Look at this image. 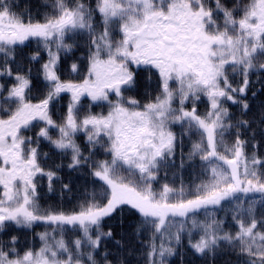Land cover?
<instances>
[{
  "label": "rangeland",
  "instance_id": "1",
  "mask_svg": "<svg viewBox=\"0 0 264 264\" xmlns=\"http://www.w3.org/2000/svg\"><path fill=\"white\" fill-rule=\"evenodd\" d=\"M163 1L167 0H108L102 9L105 33L95 41L96 50L86 80L81 85L57 88L70 94L72 114L84 98L111 106L108 114L85 120L90 139L105 132L112 144L110 160L94 170L95 178L110 190V205L76 215L44 213L35 200L33 181L38 164L34 156L27 158L21 149H15L19 147L16 139L0 145V229L13 220L26 229L44 224L40 226L41 241L36 248L32 246L22 253L2 244L0 264H84L77 259L93 255L103 238L96 231L99 222L121 206L132 207L149 220L157 235L151 264H167L184 242L199 254L212 249L226 239L223 231L226 218H238L240 212H247L253 206V202L245 204L247 189L243 183H256L261 163L241 158L237 164L221 158L216 152L213 125L226 116L219 109L217 99L225 92L222 80L226 69L231 65L249 66L252 55L260 47L264 36V0H253L247 17L240 23H228L234 29V37L210 29L211 18L196 5L200 0H169L167 10L154 8ZM84 9L87 10L79 6L68 18L38 25L20 24L5 13L0 18V55L4 49L36 40L47 52L45 77L55 81L60 37L90 28L91 17ZM117 18L123 22L122 30L114 35L110 23ZM142 65L158 71L164 81L160 99L145 107L122 95V88L133 82L131 67ZM29 85L25 81L19 87L23 93L20 96L26 101L24 118L36 117L45 122L46 132L52 126L46 104L31 107L27 102ZM206 91L213 94L214 109L200 123L208 150L217 160L211 169L213 179L200 197L189 203L173 204L166 193L151 198L146 187L143 192L138 190L139 183L124 185L116 176L122 166L134 168L152 180L155 178L157 161L170 155L180 140L174 126L187 118L193 122L190 121L193 113L185 105L192 101V96L199 97ZM4 128L0 127V132L6 133ZM7 135L11 137L13 132ZM201 145L199 142L195 147ZM238 225L241 231L236 238L243 247L264 257V237L253 227ZM69 233L74 235L73 239ZM30 242L34 245V241Z\"/></svg>",
  "mask_w": 264,
  "mask_h": 264
},
{
  "label": "trees",
  "instance_id": "2",
  "mask_svg": "<svg viewBox=\"0 0 264 264\" xmlns=\"http://www.w3.org/2000/svg\"><path fill=\"white\" fill-rule=\"evenodd\" d=\"M168 2L163 1L154 8L167 10ZM252 2L200 0V4L196 5L209 12L212 21L210 29L214 33L225 32L234 37V29L228 23L243 21ZM107 5L108 0H0V18L8 13L11 19L25 25L63 20L79 6H85L88 11L84 10L91 17L88 30L60 37L56 81L45 77L43 67L47 52L36 40L8 48L0 55V63H4L0 64V69L8 73L0 75V126L6 122L9 129L15 128L10 131L13 135L9 136V140L16 139L19 150L27 158L34 156L38 164L33 181L35 200L44 213L76 215L84 210L91 212L104 208L111 203L110 190L94 176V170L111 158V141L105 132L90 139L85 126L88 117L108 114L111 106L107 103H91L88 98H84L72 114L70 94L57 91L59 86L81 85L86 80L96 50L95 41L105 33L102 9ZM2 20L5 21L4 18ZM122 24L121 18L112 20L110 30L114 35L122 30ZM259 45L249 66L231 65L226 69L222 84L228 93L217 96L219 109L226 116L222 122L213 125L217 136L216 152L221 158L237 164L241 158L247 162L254 160L261 163L256 183H243L247 189L245 204L253 202V206L250 209L246 207L248 211L240 212L238 218H226L223 229L226 239L219 241L212 249L199 254L184 242L167 260V264H264L263 256L244 248L236 238L241 231L238 223L253 227L257 234L264 237V36ZM131 70L133 82L122 88L123 98L136 102L140 107L156 103L163 94L161 74L147 65L138 68L132 66ZM22 78L30 84L27 102L31 107L46 104L52 123L46 132L45 122L36 117L26 119L24 116L22 124L17 122L18 98L12 96L18 80ZM190 100L185 108L195 118L190 117L193 122H188L187 118L184 123L174 126L180 140L170 155L157 161L155 178L152 180L134 168L122 166L116 176L124 185L139 183L138 190L143 192L146 187L149 197L166 193L173 204H178L194 201L211 183V169L217 159L212 158L208 150L200 120L206 119L213 111V94L206 91L199 97L192 96ZM25 102L23 100V107ZM199 142H202L201 147H195ZM199 148L200 152L197 150ZM42 224L26 229L17 226L14 220L6 222L0 229V251L2 244L15 247L22 253L32 246L38 247ZM97 230L103 234V238L94 254L80 257L78 262L151 264L152 245L157 235L149 220L138 210L121 206L99 222ZM69 236L74 238L71 233ZM30 241H34V245Z\"/></svg>",
  "mask_w": 264,
  "mask_h": 264
},
{
  "label": "flooded vegetation",
  "instance_id": "3",
  "mask_svg": "<svg viewBox=\"0 0 264 264\" xmlns=\"http://www.w3.org/2000/svg\"><path fill=\"white\" fill-rule=\"evenodd\" d=\"M0 64H4V63H0ZM0 73L3 75V74H8L6 71H2L1 69H0ZM1 81V80H0ZM24 84V81H23V78L21 79V80H18V85H17V87L15 88V92H14V94H13V96H12V98H15V97H17L18 99H17V101H18V104H17V118H18V120H17V122H18V124H22V122H23V117H24V113H23V97H21L20 95H21V93L22 92H19V87L21 86V85H23ZM23 94V93H22ZM20 106V107H19ZM20 122V123H19ZM5 124V125H4ZM4 124H2V126H0V127H5L4 128V130L6 131V133H2V131L0 132V145H5V144H8L9 143V137H8V135H7V133H9V131H14L15 130V128H13V129H9V127H8V123H4ZM21 128H23V127H21ZM12 140V139H11ZM20 143V142H19ZM19 145V144H18ZM15 149H19V148H15Z\"/></svg>",
  "mask_w": 264,
  "mask_h": 264
}]
</instances>
